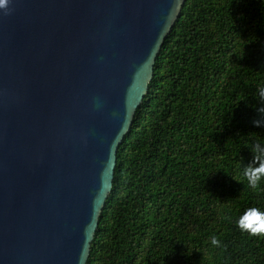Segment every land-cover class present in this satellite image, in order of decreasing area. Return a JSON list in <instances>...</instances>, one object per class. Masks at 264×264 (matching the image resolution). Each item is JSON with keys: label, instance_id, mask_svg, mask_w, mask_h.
<instances>
[{"label": "water", "instance_id": "95a60500", "mask_svg": "<svg viewBox=\"0 0 264 264\" xmlns=\"http://www.w3.org/2000/svg\"><path fill=\"white\" fill-rule=\"evenodd\" d=\"M185 2L0 11V264H87L119 146Z\"/></svg>", "mask_w": 264, "mask_h": 264}, {"label": "trees", "instance_id": "16d2710c", "mask_svg": "<svg viewBox=\"0 0 264 264\" xmlns=\"http://www.w3.org/2000/svg\"><path fill=\"white\" fill-rule=\"evenodd\" d=\"M262 87L264 0H186L119 146L87 264H264V237L237 226L264 211V187L237 182L264 145Z\"/></svg>", "mask_w": 264, "mask_h": 264}, {"label": "clouds", "instance_id": "9594fccd", "mask_svg": "<svg viewBox=\"0 0 264 264\" xmlns=\"http://www.w3.org/2000/svg\"><path fill=\"white\" fill-rule=\"evenodd\" d=\"M11 0H0V11L4 15H9L11 9L9 8ZM258 94L264 100V87L258 89ZM264 112V107L259 109ZM258 124V122H255ZM253 158L251 162L242 165L239 170V175L243 180H237L239 183H245V186L253 191L264 187V145L257 143L251 150ZM237 226L244 232H247L254 237H264V211L259 208H250L238 219ZM210 243L214 248H222V240L217 235L210 237Z\"/></svg>", "mask_w": 264, "mask_h": 264}]
</instances>
